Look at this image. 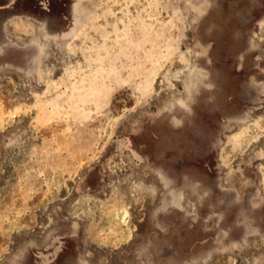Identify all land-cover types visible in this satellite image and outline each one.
<instances>
[{
  "label": "rangeland",
  "instance_id": "rangeland-1",
  "mask_svg": "<svg viewBox=\"0 0 264 264\" xmlns=\"http://www.w3.org/2000/svg\"><path fill=\"white\" fill-rule=\"evenodd\" d=\"M0 264H264V0H0Z\"/></svg>",
  "mask_w": 264,
  "mask_h": 264
}]
</instances>
